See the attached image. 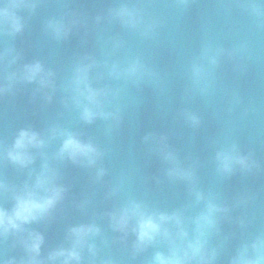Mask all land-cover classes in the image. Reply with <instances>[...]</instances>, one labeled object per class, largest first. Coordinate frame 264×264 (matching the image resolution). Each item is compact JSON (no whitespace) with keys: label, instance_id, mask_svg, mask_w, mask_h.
Segmentation results:
<instances>
[{"label":"water","instance_id":"1","mask_svg":"<svg viewBox=\"0 0 264 264\" xmlns=\"http://www.w3.org/2000/svg\"><path fill=\"white\" fill-rule=\"evenodd\" d=\"M29 2L35 3L34 10H18L25 23L22 33L10 36L0 29V86L6 87L10 73L23 64L39 61L54 73L55 89L18 82L0 92V150L11 145L20 128L47 132L59 127L97 144L104 153L99 166L106 170L97 179L95 168L54 160L59 139L45 149L66 192L46 220L29 225L44 236L41 258L68 246L71 226L95 222L101 228L94 241L97 252L91 257L85 251L83 264H151L154 253L166 252L167 245L157 242L133 255L135 236L122 238L106 215L129 198L169 213L181 210L191 235V219L204 202L196 203L187 182L167 176L169 165L159 151V138L164 137L181 164L194 168L195 188L227 209L218 214L207 247L216 250L214 264H230L242 242L264 232V0ZM122 3L135 5L146 21H155L153 32L145 36L112 19L110 10ZM51 19L69 24L66 37H53L47 28ZM207 46L222 54L215 66L204 61L207 75L197 85L189 68ZM13 56L19 57L14 64ZM85 58L96 62L93 86L116 94L106 110L119 108L118 124L99 118L86 124L71 103L73 69ZM133 58H139L153 75L138 82L108 75L111 64L123 65ZM186 112L199 117V126L186 121ZM149 134L153 139L146 142ZM225 143H235L254 166L237 167L230 175L218 173L214 156ZM42 163L37 156L32 167L38 172ZM28 179L27 169L0 159V182L20 186ZM114 190L116 194L110 195ZM11 203L10 193L0 192V205L10 208ZM22 256L13 238L0 239V260Z\"/></svg>","mask_w":264,"mask_h":264},{"label":"clouds","instance_id":"2","mask_svg":"<svg viewBox=\"0 0 264 264\" xmlns=\"http://www.w3.org/2000/svg\"><path fill=\"white\" fill-rule=\"evenodd\" d=\"M35 3L29 0H0V29L8 35L15 36L22 33L25 23L18 10L28 8L34 10ZM259 15V12H256ZM109 16L117 20L125 28L139 30L142 35L153 32L156 22L146 21L142 11L135 5L122 3L111 9ZM100 19L99 17L97 18ZM47 28L56 39L64 38L70 30L69 24L62 20L51 19ZM222 50H213L210 46L203 49L201 56L194 59L189 72L194 84H201L207 72L204 61L208 66H215ZM18 56H13L10 63H16ZM96 62L90 58L78 62L72 73L69 88L71 103L79 112V118L86 124L96 119L119 123V108L106 110L112 103L115 93L104 87H94L91 72ZM108 75L114 79H124L138 82L153 73L139 58L128 60L125 64L113 63L108 68ZM8 85L0 86V92L10 90L18 82L37 83L40 89H55L54 73L44 65L35 61L23 64L22 67L10 73ZM51 100V96L47 97ZM185 119L191 126L200 124L195 113L186 112ZM59 139L60 145L54 153L53 159L58 162L70 160L87 168L96 169V178H102L106 170L99 166L104 153L91 140L84 141L79 135L68 129L51 127L47 132L37 131L31 127L20 128L14 136L10 146L0 150V159H6L14 167L28 170L29 179L22 185H6L0 182V192L10 193L11 207L0 205V239L13 238L14 246L19 244L23 250L20 259L11 257L7 261L0 260V264H83L84 253L95 257L97 248L95 239L101 235V228L95 222L81 223L71 226L67 230L68 246H60L51 250L46 258H41V248L44 236L31 230L29 225L46 220L64 199L66 189L58 182V169L49 163L45 149L53 141ZM153 139L149 134L144 137L147 142ZM160 137L159 143L163 161L169 165L166 174L170 179L182 180L192 186L197 204L204 202V208L191 219L194 225L192 234L187 227L188 219L181 210L172 212L161 211L142 201L129 198L114 207L106 215L113 231L127 238L131 233L135 236L132 245L133 255L143 252L157 242H164L167 251H156L151 264H214L217 253L215 249H208V236L216 228L218 214L227 212L226 208L214 202L211 196L206 197L203 192L195 188V171L192 167H184L177 154L168 149ZM37 156L43 159L37 172L32 166ZM216 170L221 175L232 174L237 167L250 170L254 162L250 157L242 155L235 143H225L215 152ZM115 190L110 195H115ZM109 264V262H105ZM230 264H264V232L258 233L240 244Z\"/></svg>","mask_w":264,"mask_h":264}]
</instances>
